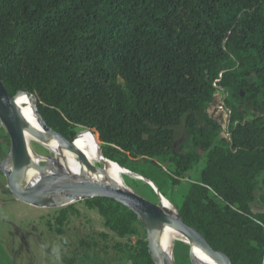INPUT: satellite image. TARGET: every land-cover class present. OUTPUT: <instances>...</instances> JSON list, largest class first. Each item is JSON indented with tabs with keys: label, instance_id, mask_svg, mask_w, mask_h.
Returning a JSON list of instances; mask_svg holds the SVG:
<instances>
[{
	"label": "trees",
	"instance_id": "obj_1",
	"mask_svg": "<svg viewBox=\"0 0 264 264\" xmlns=\"http://www.w3.org/2000/svg\"><path fill=\"white\" fill-rule=\"evenodd\" d=\"M0 80L33 96L50 130L90 133L163 198L165 173L177 184L204 154L178 217L231 264H264V212L250 207L264 205V0H0ZM215 82L254 115L231 107L227 138L207 114ZM90 205L118 236L143 232L126 208ZM129 250L131 264H154L143 239Z\"/></svg>",
	"mask_w": 264,
	"mask_h": 264
},
{
	"label": "rangeland",
	"instance_id": "obj_2",
	"mask_svg": "<svg viewBox=\"0 0 264 264\" xmlns=\"http://www.w3.org/2000/svg\"><path fill=\"white\" fill-rule=\"evenodd\" d=\"M215 89L207 114L221 126L219 137L227 138L231 107L241 113L245 120L252 119L254 115L248 106L239 105L231 99V90ZM28 98L36 109L34 97ZM256 113L264 115V103ZM78 132L80 130L76 136L80 134ZM175 148L185 153L190 149V144L183 140ZM27 151L31 158L39 160L38 166L33 168V174L40 178L46 175L45 171L49 167L46 162L53 157V153L34 142L27 145ZM198 154L199 161L177 184L172 183V177L167 173L163 176L164 198L171 203L174 211L181 206L188 186L199 179L204 167V154ZM156 163L164 171H170L167 162ZM0 165L12 166L10 139L1 122ZM26 165L32 167L29 160ZM261 179L262 176L257 178L258 185H261ZM122 181L127 191L159 206L158 197L143 181L127 175L122 176ZM45 199L48 203L39 205L16 200L7 187L6 177L0 171V264H131L130 245L141 239L147 243L145 225H142L143 232L139 236L123 237L106 227L98 210L90 205V201L97 198H67L66 194L57 192L46 195ZM250 207L254 213L264 212V205L259 202H253ZM61 210L67 211L66 217L59 216ZM83 242L85 245H82ZM171 243L172 264H195L191 246L183 236L182 239L174 238Z\"/></svg>",
	"mask_w": 264,
	"mask_h": 264
},
{
	"label": "water",
	"instance_id": "obj_3",
	"mask_svg": "<svg viewBox=\"0 0 264 264\" xmlns=\"http://www.w3.org/2000/svg\"><path fill=\"white\" fill-rule=\"evenodd\" d=\"M21 93L29 97L28 93ZM13 99L14 97H11L7 93L0 80V122L5 127L10 139L12 161L11 171L8 170L6 165H0V171L6 177L7 187L16 200L30 205L46 204L48 203L45 199L46 195L57 192L66 194L67 198H104L132 212L147 227V250L154 264H158V258L164 264H172L170 260L158 253L152 238L149 237V230L161 225L168 226L185 236L189 243L196 245L216 264H231L223 253L212 250L203 236L193 228L184 224L177 215L176 218H172L160 206L150 203L129 191H123L105 185H84L76 183L72 180L70 181V178L60 172L44 175L32 183L27 189L20 190L17 184V178L27 164L28 157L23 137L22 122L13 104ZM34 111L36 112V109ZM37 116L40 118L38 114ZM40 121L47 135L63 146L70 145V142L61 134L46 127L41 118ZM105 163H108V161L105 160ZM148 186L150 187V185ZM150 188L157 197H161L155 186V189Z\"/></svg>",
	"mask_w": 264,
	"mask_h": 264
},
{
	"label": "bare ground",
	"instance_id": "obj_4",
	"mask_svg": "<svg viewBox=\"0 0 264 264\" xmlns=\"http://www.w3.org/2000/svg\"><path fill=\"white\" fill-rule=\"evenodd\" d=\"M31 103L32 101L22 93H19L13 99V104L22 122L26 153L32 166L30 168L28 165H25L18 176L17 184L20 190L27 189L32 183L40 178L36 174H33V168L38 166L39 160L34 157L31 158L27 151V145L31 142H34L43 148H47L53 153V157L46 162L49 166L45 171L46 175L60 172L76 183L84 185H105L123 191L127 190L124 187L122 176L127 175L139 179L155 189L150 181L141 176L132 174L115 163L109 161L108 163H105V159H103L100 154V149L90 133H80L72 142H70L69 146H63L56 142L45 133L43 124L35 114L34 106ZM7 167L9 171L12 170V166L8 165ZM59 169L62 172L58 171ZM158 199L159 206L162 210L170 217L176 218L175 211L170 202L168 203V201L162 196H159ZM182 236L183 235L176 230L165 225L157 226L149 230V237L152 238L158 253L170 260L171 263V242L174 238L182 239ZM183 237L186 239L185 236ZM189 244L191 246L192 259L195 264H216L196 245ZM158 264L164 263L158 258Z\"/></svg>",
	"mask_w": 264,
	"mask_h": 264
},
{
	"label": "built area",
	"instance_id": "obj_5",
	"mask_svg": "<svg viewBox=\"0 0 264 264\" xmlns=\"http://www.w3.org/2000/svg\"><path fill=\"white\" fill-rule=\"evenodd\" d=\"M219 77H220V76H219ZM216 82H217V81H216ZM216 82L213 84V87H214V88L217 87Z\"/></svg>",
	"mask_w": 264,
	"mask_h": 264
}]
</instances>
